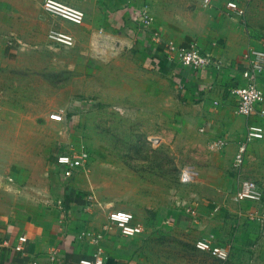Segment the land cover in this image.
Returning <instances> with one entry per match:
<instances>
[{"label": "crops", "instance_id": "obj_1", "mask_svg": "<svg viewBox=\"0 0 264 264\" xmlns=\"http://www.w3.org/2000/svg\"><path fill=\"white\" fill-rule=\"evenodd\" d=\"M43 1L0 0V264H71L91 259L98 247L105 264H147L141 253L137 262L132 259L133 252L125 246L129 237L123 238L109 225L108 214L114 210L111 203L89 199L83 170L65 179L56 165L54 145H66L69 138L67 127L59 124L64 121L50 120L47 110L58 105L66 109L65 116L76 114L72 88H61L53 99L32 104L29 97H19L6 86L12 82L6 68H11L13 61L5 59L9 49L3 45L4 38L9 44V40L22 43L27 51L40 50L45 41L50 42L48 31L56 29L73 36V48L93 50L98 28L103 41V36H112L115 29L119 38L128 36L134 43L137 36V60L166 78L173 77L186 106L183 130L201 131L198 153L218 139L224 141L222 149L207 151L205 160V171L213 176L211 196L223 203L219 204L223 209L209 219L204 207L198 221L199 229H212L209 239L229 247L230 255L220 262L199 251L201 264H264V204L236 198L243 179L264 190V115H237V98L231 92L242 83L243 54L248 49L264 50V28L253 23L251 11L256 0H57L83 12L80 25L45 12ZM228 1L235 2L243 15L228 11ZM137 8L149 10L151 25H143L135 17ZM155 33L160 43L154 41ZM167 41L183 47L195 43L202 53L218 60L221 69L193 70L170 64L164 48ZM257 85L264 93V76ZM260 109L264 110V101L257 106ZM15 117L25 122L14 123ZM35 118L42 122H30ZM250 126L260 127L262 135L246 143L243 164L235 168V155ZM228 197L233 202L226 205ZM202 201L198 203L206 205ZM247 223L251 228H245ZM85 231L101 235V239L95 243L81 236ZM23 235L27 242L18 252L15 245ZM200 237L193 240L194 245Z\"/></svg>", "mask_w": 264, "mask_h": 264}, {"label": "rangeland", "instance_id": "obj_2", "mask_svg": "<svg viewBox=\"0 0 264 264\" xmlns=\"http://www.w3.org/2000/svg\"><path fill=\"white\" fill-rule=\"evenodd\" d=\"M251 11L253 23L264 28V0H256ZM96 30L93 50L67 49L45 41L40 50L27 51L22 43L9 40V44L4 38L3 45L9 49L5 59L13 61L6 68L12 80L6 86L19 97H29L32 104L53 99L61 88H72L76 114L65 116L66 109L58 105L47 110L48 114L63 111L64 122L59 124L67 127L69 138L66 145H54L55 157L66 148L88 151V164L80 170L90 200L111 203L110 212L126 213L142 227L140 234L125 239L135 262L141 253L147 264H201L193 240L212 238L213 231L199 229L198 220L204 207L209 219L223 209L219 205L223 203L211 196L213 176L205 171L208 152L215 149L198 153L201 131L183 130L186 106L176 82L137 60V36L134 43L128 36L119 38L115 29L103 41V32ZM261 35L264 40V31ZM15 119L14 123L25 122ZM41 119L30 122L41 123ZM185 168L194 172L188 184L180 181ZM202 198L206 205L198 203ZM231 201L228 197L224 202ZM259 203L264 204V193Z\"/></svg>", "mask_w": 264, "mask_h": 264}, {"label": "built area", "instance_id": "obj_3", "mask_svg": "<svg viewBox=\"0 0 264 264\" xmlns=\"http://www.w3.org/2000/svg\"><path fill=\"white\" fill-rule=\"evenodd\" d=\"M208 1V0H206ZM226 9L237 15L243 14V10L240 9L233 1H228L225 5ZM42 8L45 12L57 16L63 20L69 21L75 25H80L83 22L84 14L82 11L75 9L71 6L60 3L57 0H44ZM136 18H140L143 25L149 26L153 23L148 10H137L135 13ZM47 39L53 44L62 47H72L74 44V38L71 34L51 29L47 33ZM153 39L156 43L161 42L160 36L155 33ZM166 59L170 64H177L193 70H200L206 68H213L220 70L221 66L215 58L210 54L202 53L195 43L188 47L178 46L172 41L164 43ZM243 61L246 63V67L241 72L242 83L232 88V94L237 98V105L235 113L241 116L252 115H264V110H257V106L263 103L264 93L257 85V80L264 76V50L248 49L242 56ZM49 119L54 122H61L64 119L63 111H58L49 114ZM262 135V129L258 126H250L247 129L245 140L239 146L235 155L233 165L235 168H239L243 164L244 154L246 149V143L259 138ZM224 146L223 140H216L210 146L213 149L220 150ZM90 155L84 148L72 150L66 148L59 153L56 160V165L60 169L61 176L65 179L71 178L80 169H83L88 164ZM194 172L189 168H185L180 173V181L188 184L192 181ZM236 193V198L239 201L251 200L261 201L263 198V190L254 182L248 179H243L240 183V187ZM91 199V197H89ZM193 213V211H192ZM109 225L115 226L120 234L124 237H134L142 232V227L132 221L131 217L123 212L113 211L108 214ZM81 236L90 238L93 242L98 243L101 239V235H93L92 233L85 231L80 233ZM26 236H20L18 242L15 245V250L18 252L23 251L24 244H26ZM196 249L199 251L208 253L220 262L228 260L230 255L229 247L223 245H216L210 239H198L195 243ZM28 264H41L38 261H31ZM71 264H105L103 260V252L101 248H97L93 253L92 258L88 260H80Z\"/></svg>", "mask_w": 264, "mask_h": 264}]
</instances>
